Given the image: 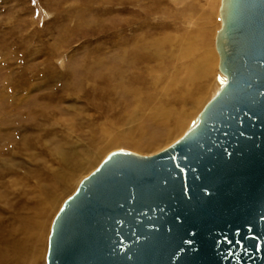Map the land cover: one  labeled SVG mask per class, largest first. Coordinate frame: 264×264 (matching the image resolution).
<instances>
[{
    "label": "water",
    "instance_id": "95a60500",
    "mask_svg": "<svg viewBox=\"0 0 264 264\" xmlns=\"http://www.w3.org/2000/svg\"><path fill=\"white\" fill-rule=\"evenodd\" d=\"M218 20V89L169 145L80 179L45 264H264V0H220Z\"/></svg>",
    "mask_w": 264,
    "mask_h": 264
},
{
    "label": "rangeland",
    "instance_id": "374dc122",
    "mask_svg": "<svg viewBox=\"0 0 264 264\" xmlns=\"http://www.w3.org/2000/svg\"><path fill=\"white\" fill-rule=\"evenodd\" d=\"M219 5L220 0H0V134L10 135L0 137V156L3 152L2 155L6 158L8 150L14 153L9 161L14 172L0 181L10 183L20 180L19 186L24 185L28 170L44 161L38 154V149L29 148L24 142L29 141V136H35L39 131L32 128L30 123L41 118L40 112H37L38 119L30 118L31 112L42 108V103L47 104L44 109L56 125L73 128V139L78 143L76 150L82 158L86 157L85 152L91 156L97 154L100 144L99 141H94L99 137V129L102 126H109L110 129L112 127L111 130L119 135L130 133V136L139 142V145H134L120 140L106 145L92 162L77 171L68 188L60 192L49 213L47 237L52 218L62 201L108 151L126 148L150 154L164 148L187 129L190 120L219 87L216 80L219 73L217 62L215 75H211V79L205 76L195 84V93L199 92L202 86L205 88L199 92L202 94L201 101L191 104L188 108L185 122L171 135L153 138L159 131L156 129L157 125L147 121L145 126L149 127L140 129L131 120L137 108L143 113H150L151 109L148 110L149 107H145L143 103L146 101V94L151 91L158 97L164 92L162 87L167 79L166 71H162L164 76L160 75L164 80L154 87L148 84L149 80L153 79L150 67L154 64L151 62H141L134 68L125 70L123 81L130 80L129 77L136 74L147 76L145 83L137 84L141 87V100L131 101L128 98H135V94L124 91L121 85L115 84L117 81H113V84L104 81L94 87L92 83L99 80L95 76L99 68H94L96 62L100 59L106 65L121 53L119 45L122 47L127 44L117 45V40L127 41L132 36L143 34L154 38L166 32L178 35L183 30L189 31L192 36V31L197 33L202 26L207 29L209 18L214 30L207 33L206 40L208 46L216 51L214 41L220 26ZM138 26L141 28L137 29ZM166 50L167 48L164 49ZM194 52L193 56L198 58L201 49L196 48ZM216 53L219 61L218 52ZM90 66H93V69L89 70ZM104 71H107L106 68ZM175 72L176 69L173 68L168 78H172ZM114 84L115 88L110 93L108 90ZM89 87L104 91L107 96L105 99L100 98V94L90 92ZM107 87L109 89H106ZM178 88L179 85L171 86L166 92L167 96L171 97ZM138 101L141 109L137 107ZM135 118L134 116V120ZM127 121L129 124L125 123ZM161 123L165 128H172L173 123L170 120L167 123L162 120ZM25 125L27 129H23ZM56 131L58 132V129ZM57 135L59 134L47 135L42 141H49L50 146L54 147L56 141L53 139H57ZM47 165L57 169L56 164L50 162ZM2 169L4 167H0V170ZM41 176V179L35 176L33 183H40L48 178L46 175ZM3 189L4 186L0 184V191ZM44 259L45 257L40 258L38 264H45Z\"/></svg>",
    "mask_w": 264,
    "mask_h": 264
},
{
    "label": "bare ground",
    "instance_id": "6f19581e",
    "mask_svg": "<svg viewBox=\"0 0 264 264\" xmlns=\"http://www.w3.org/2000/svg\"><path fill=\"white\" fill-rule=\"evenodd\" d=\"M208 21L209 26L206 30L202 26L197 33H193L192 31V36L189 31L183 30L178 35L177 33L172 34V32H166L162 36L153 38L136 33L139 36H132L130 40H117V45L121 43L127 45H123L122 47L119 45L121 53H116L117 55L111 63L105 65L99 59L96 62V67L93 65L95 69L99 67L97 69L98 72L95 73L96 78L99 80H96V83L94 82L92 84L96 87L104 81L112 82V84L113 81H117L118 83L115 84L121 85L124 91H131L135 94V98L128 99L131 101H134V99L141 100V87L139 85L146 82L147 76L136 74L133 77L130 76V80L123 81V72L129 68H134L136 65L141 64V62L147 64L151 62V64H154V66L150 67V73L153 79H148V84L155 87L159 82L164 80L160 75H163L162 71H166L165 76L167 79L165 78V84L162 87L164 92L162 91L163 93L161 92L158 97L151 91L146 94L147 98L143 103L145 107H149L148 110L151 109L150 113H143L137 108V111L134 110L135 113L133 112L136 118L134 120V116L132 115L133 119L131 121H134L140 129H145L147 121H151L157 125L156 129H159V131L154 136L152 135L153 138L171 135L187 119L186 116L189 113L188 108L191 104H196L201 101L202 94H199V92L205 86H202L201 90L195 93V84L205 76L211 79V75H215V68L218 62L217 53L215 49L208 46L206 40L207 33L213 32L214 26L212 25L211 18ZM138 28H141V26H138ZM176 31H179V29H176ZM165 48H167L166 51H164ZM196 48L201 49L198 58L193 56L196 53L194 52ZM115 60L119 61V63ZM161 65H163L162 68ZM93 66H90L91 68L89 70L93 69ZM104 68L107 71H104ZM173 68L176 69V72L169 79L168 77L171 75V73L169 75V72ZM115 84L111 87L112 89L108 87L106 89H109L108 91L112 93ZM177 85H179V88L172 93V96H167L166 92L170 90L171 86ZM93 89L89 87L88 90H91L90 92L95 94H100V98L105 99V96H107L104 91L101 92L100 90L96 91ZM139 104L140 102L138 101L137 107L140 108ZM41 106L42 110L31 112L30 118L32 120L35 117L37 118L40 112L39 116L41 118H37V122L30 123L32 128H36L39 131H37L38 133L35 136H33L34 134L31 137L29 136V141L24 142L27 143L29 148L38 149V154L42 156V160L44 161L39 163L35 168L28 170L24 185L19 186L20 180L10 183L0 181V184L4 186L3 191H0V264H38L39 259H43L46 253L49 213L58 195L62 190L64 191L68 188L71 179L74 178L77 171L92 162L106 145L116 143L120 140L134 145L139 143L130 136V133L124 132L123 135H119L111 130L112 127L110 129L109 126H102L99 129V137L94 141H99L98 143L100 144L97 149V154L91 156L85 152L86 157L82 158L76 150L78 143L73 139V128L56 125L52 118L48 117L50 115L44 109L47 107V104L42 103ZM162 120L165 123L169 120L172 121V128H165L161 123ZM125 123L129 124L128 121ZM24 128L27 129V125ZM57 129L58 132L56 131ZM51 134L54 136L55 134H59L57 135V139L55 137V139L52 138L56 141L54 147L50 146L51 143L49 141H42L45 136H50ZM2 136L9 137L10 135L1 133L0 137ZM52 139L50 142L53 144ZM2 153L0 156V167H4V169L0 170V173H2L0 179L14 172L13 167L9 164L14 153L10 150H8V153L4 151V153H7L6 158ZM50 162L56 164L57 169H53L52 165H47ZM41 175H46L49 179H45L46 181L44 180V183H33L35 176L41 179ZM36 192L39 194L37 195Z\"/></svg>",
    "mask_w": 264,
    "mask_h": 264
},
{
    "label": "snow or ice",
    "instance_id": "6c2138e0",
    "mask_svg": "<svg viewBox=\"0 0 264 264\" xmlns=\"http://www.w3.org/2000/svg\"><path fill=\"white\" fill-rule=\"evenodd\" d=\"M225 242H228V241H227V238H226Z\"/></svg>",
    "mask_w": 264,
    "mask_h": 264
}]
</instances>
